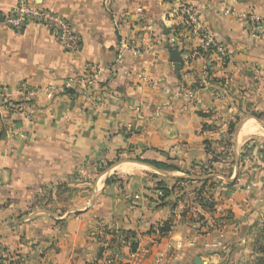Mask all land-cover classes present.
<instances>
[{"label":"crops","instance_id":"1","mask_svg":"<svg viewBox=\"0 0 264 264\" xmlns=\"http://www.w3.org/2000/svg\"><path fill=\"white\" fill-rule=\"evenodd\" d=\"M31 1L73 25L82 48L63 52L39 25L14 33L3 18L17 0H0L1 87L56 89L104 70L36 102L30 121L0 111L1 264H264V0ZM180 4L198 10L229 54L224 64L186 63L195 40L182 34L175 71L167 37L178 22L164 16ZM243 13L260 21V34ZM142 18L154 24L151 41ZM134 37L150 43L146 52L124 45ZM214 121L218 129L201 132ZM229 124L233 143L207 176L209 150H221ZM205 178L211 209L197 200ZM158 183L168 189L163 201Z\"/></svg>","mask_w":264,"mask_h":264},{"label":"built area","instance_id":"2","mask_svg":"<svg viewBox=\"0 0 264 264\" xmlns=\"http://www.w3.org/2000/svg\"><path fill=\"white\" fill-rule=\"evenodd\" d=\"M239 19L246 24L248 30L253 34H260L262 32V24L254 15L243 13L240 14ZM175 21L178 22V25L173 28V32L171 28L170 34L167 37V47L183 50L182 52H184L185 49L181 42L182 34L195 40L193 47L186 52L184 59L186 63H190L196 58H204L210 61V58L213 57L220 64H224L229 59L228 52L214 39L194 6L180 4L178 7L168 10L164 16V22L172 25ZM3 22L10 30L18 34L29 25L42 26L48 30L54 42L65 53H78L82 48L81 37L73 25L51 11L34 6L31 0H17L15 8L4 16ZM120 24L121 21L119 19L113 20L114 27L117 28ZM137 24L139 31L145 35L148 41H151L153 39L152 35L156 32L151 20L149 18H142ZM124 45H128V48L134 53H142L146 52L150 43L141 45L134 37L131 41L124 43ZM103 70L104 68H96L95 72L92 73L93 75L66 80L56 89L32 87L26 82H19L10 88L0 86V111H8L17 120L30 121V110L36 102L42 99L50 101L53 99V92L67 93L82 82L90 84ZM14 95L18 97L17 100L14 99ZM4 131V127L0 126V136ZM156 196L160 199L162 192L157 190ZM212 228H214L213 224L206 226L208 232ZM178 245L181 246L180 243ZM6 256H8L6 252L0 251V260L2 262L7 261L5 260ZM106 263H111V261L106 259Z\"/></svg>","mask_w":264,"mask_h":264},{"label":"trees","instance_id":"3","mask_svg":"<svg viewBox=\"0 0 264 264\" xmlns=\"http://www.w3.org/2000/svg\"><path fill=\"white\" fill-rule=\"evenodd\" d=\"M257 117H259L258 115H256ZM217 124V121H214V124H209V123H205L202 125L201 127V132H204V131H207V132H210V131H214L216 129L219 128V125H216ZM234 130H235V126L233 124H229L227 126V129L225 131V138L220 140L217 145L219 148H221V150L218 152V153H215L213 151H210L209 150V153L213 156L212 159L208 160L206 166H205V171L207 170V176H210L212 174H214V171H213V168H212V164L221 160V157H224L223 153H224V150L227 148V147H230L231 144L233 143V140H234ZM212 142H215V141H212ZM206 146H210L211 145V142L209 141H205L204 143ZM207 148V147H206ZM208 151V149H207ZM152 166H154L155 168H160V169H164L166 168L164 165H160V164H157V163H151ZM107 166H110L111 163H107L106 164ZM187 179H180L178 180V182L180 181H186ZM200 187L199 189H197L196 193H197V200H198V203L199 205L202 207V208H208V209H211L213 208L214 206V202L212 201L211 198H208L206 197V195L209 193V188L212 186V182L210 181V178H205V179H202L200 181ZM205 187L207 188V190H205ZM157 190H160L162 192V197H160L159 201H163L166 196H167V193H168V189L164 186H162V184L158 183L157 184ZM205 190V191H204ZM203 192L206 194L205 197H202L201 194H203ZM157 231H158V234L160 236H166L169 234L170 232V226L169 224L167 223H163V224H158L157 225ZM131 248L132 250L134 249V245H131ZM107 259L109 261H113V257L112 255H108L107 256ZM5 260H8V256L5 257ZM1 260H0V264H1Z\"/></svg>","mask_w":264,"mask_h":264},{"label":"water","instance_id":"4","mask_svg":"<svg viewBox=\"0 0 264 264\" xmlns=\"http://www.w3.org/2000/svg\"><path fill=\"white\" fill-rule=\"evenodd\" d=\"M167 52L170 56V60L172 63L175 64V71L177 72L178 69H179V66L182 64V59H181V52H178L177 50L175 49H172V48H167Z\"/></svg>","mask_w":264,"mask_h":264},{"label":"bare ground","instance_id":"5","mask_svg":"<svg viewBox=\"0 0 264 264\" xmlns=\"http://www.w3.org/2000/svg\"><path fill=\"white\" fill-rule=\"evenodd\" d=\"M255 128V127H254ZM252 130V129H251ZM244 132V131H243Z\"/></svg>","mask_w":264,"mask_h":264}]
</instances>
